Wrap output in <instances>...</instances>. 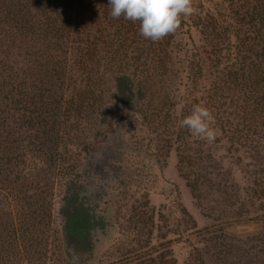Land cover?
<instances>
[{"label":"rangeland","instance_id":"374dc122","mask_svg":"<svg viewBox=\"0 0 264 264\" xmlns=\"http://www.w3.org/2000/svg\"><path fill=\"white\" fill-rule=\"evenodd\" d=\"M191 4L192 14L182 16L172 33L173 53L159 62L144 55L121 60L126 50L127 56L139 51L130 53L135 45L129 34L111 27L101 35L104 43L92 50L93 66L84 68L89 74H80L74 55L66 60L68 75L60 77L62 84L32 76L35 91L44 80L64 95L69 144L60 149L56 163L26 153L19 173L24 185L1 191L0 264H167L166 259L200 264V257L206 264H236L254 253L245 237L264 232V145L251 150L221 132L212 142L196 137L200 143L191 147L202 159L198 173L205 181L198 199L178 168L177 145L193 141L183 132L193 134L179 126L182 109L191 114L196 105L204 107L215 83L213 69H222L225 58L237 63L243 47L256 50L240 41L244 37L233 25L232 6L222 0ZM205 14L219 23L231 22L224 24L225 33L218 30L224 33L219 39L201 33L197 17ZM209 53L214 54L210 65ZM20 59L27 71L26 60ZM58 62L50 66L59 70ZM123 74L144 96L137 108L123 107L113 98L116 79ZM25 170L34 175L26 178ZM72 177L89 187L93 204L105 216L93 249L80 255L64 243L60 214ZM32 221L35 227L29 229ZM13 234L19 239L11 242Z\"/></svg>","mask_w":264,"mask_h":264},{"label":"trees","instance_id":"16d2710c","mask_svg":"<svg viewBox=\"0 0 264 264\" xmlns=\"http://www.w3.org/2000/svg\"><path fill=\"white\" fill-rule=\"evenodd\" d=\"M222 1L232 6L229 10L231 19L235 20L233 25L236 29L239 27L244 37L240 41L245 45L253 44L256 50L243 47L239 62H229L225 58L227 61L219 63L222 69H213L215 83L204 107L214 117L216 132L257 150L264 145V0ZM110 12L109 0H0V40H3L0 44V195H3L1 191L4 189L12 192L24 185L20 182L19 173L20 167L25 164L26 153L39 154L37 156L44 157L46 162L56 163L60 149L65 142L69 144L65 140L71 126L67 124L70 122L69 109L65 103L62 104L64 95L57 94L54 84L44 80L40 81L41 86L35 91L33 75L37 73L41 78L52 77L60 81V77L68 75L66 60L74 55L78 56L76 62L82 69L80 74L84 75V68L93 66L92 50L104 43L101 35L111 27H116L121 35L129 34L130 43L135 45L130 53L139 51L127 56L126 47L124 50L127 53L121 60H141L144 55L149 57V62H159L165 55L173 53L174 42L171 39L174 34L153 42L140 34L139 21L126 20L123 16L114 19ZM197 20L201 33L205 36L213 34L215 39L225 33L224 24L229 22L219 23L209 14L197 17ZM180 21L183 22L182 16ZM218 30H224V33ZM57 53L60 59H57ZM21 56L26 60L27 71L21 66ZM57 60L59 70L50 66L51 61ZM224 63L228 64L222 65ZM211 68L212 65L206 70ZM143 97L142 93L135 91L134 81L129 75L117 77L113 94L116 102L126 108H137ZM195 101L199 102L198 99ZM189 114L188 109L183 108L179 118ZM183 133L193 141L177 145L178 168L198 199L205 181L202 172L198 173L202 159L191 144H199L200 140L187 131ZM179 134L178 141L181 139ZM24 173L26 178L34 175L31 170ZM26 197L31 198V195ZM93 198L92 191L78 178L72 177L66 183L60 206L64 243L77 255L93 249L96 233L105 226V216L93 204ZM33 227L35 224L32 221L28 228ZM17 239L13 234L11 242ZM245 243H249L250 250L255 251L247 261L236 264H264V232L259 236L245 237ZM254 243L260 248L257 249ZM257 254L263 258H257ZM165 263L173 264L174 261L166 259ZM188 264L194 263L189 259ZM200 264H206L201 257Z\"/></svg>","mask_w":264,"mask_h":264},{"label":"clouds","instance_id":"9594fccd","mask_svg":"<svg viewBox=\"0 0 264 264\" xmlns=\"http://www.w3.org/2000/svg\"><path fill=\"white\" fill-rule=\"evenodd\" d=\"M110 15L116 19L140 22V34L145 39L158 42L174 33L180 26L181 16L192 14L191 0H109ZM214 117L207 107L195 106L192 113L180 121L198 138L212 142L216 138Z\"/></svg>","mask_w":264,"mask_h":264}]
</instances>
